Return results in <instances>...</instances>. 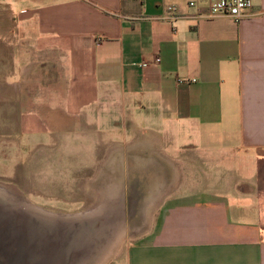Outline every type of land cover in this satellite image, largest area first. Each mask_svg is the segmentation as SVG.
Returning <instances> with one entry per match:
<instances>
[{
	"label": "crops",
	"instance_id": "1",
	"mask_svg": "<svg viewBox=\"0 0 264 264\" xmlns=\"http://www.w3.org/2000/svg\"><path fill=\"white\" fill-rule=\"evenodd\" d=\"M196 1L0 0V104L41 78L89 99L83 172L157 211L113 264H264V0L241 23Z\"/></svg>",
	"mask_w": 264,
	"mask_h": 264
},
{
	"label": "rangeland",
	"instance_id": "2",
	"mask_svg": "<svg viewBox=\"0 0 264 264\" xmlns=\"http://www.w3.org/2000/svg\"><path fill=\"white\" fill-rule=\"evenodd\" d=\"M12 1L3 0L2 4L5 7ZM16 9L20 12L18 6ZM5 11L6 8L4 19L10 14ZM4 21L8 23L7 18ZM3 28H7L5 23ZM29 48L33 50L31 45ZM6 62L4 56L3 78L7 77ZM60 87V82H43L41 78L13 95V104L23 96L27 99L25 105L0 104V264H87L90 259L95 263L110 253L112 257L106 264H113L128 245L144 239L155 223L154 207H145L144 203L141 206V201L135 204L138 191H123L115 183L108 196L94 179L95 173L83 172L86 164H92V160L96 164L97 155L104 154L97 152L98 134L94 135L87 126L86 118L96 108L90 107L89 99L86 110L81 112L78 105H65L67 94ZM27 89L35 96L33 104ZM103 192L106 199L100 204L99 194ZM141 193L144 198L145 192ZM147 193L153 195L154 191ZM113 200L115 204L109 207L119 213V218L114 213L111 218L109 213L100 214L97 229L101 230L97 232L92 230L95 222L70 218L96 211ZM24 203L52 215H29L24 212ZM123 203L127 214L121 210ZM121 211L125 223L121 221ZM112 225L115 228L109 231Z\"/></svg>",
	"mask_w": 264,
	"mask_h": 264
},
{
	"label": "built area",
	"instance_id": "3",
	"mask_svg": "<svg viewBox=\"0 0 264 264\" xmlns=\"http://www.w3.org/2000/svg\"><path fill=\"white\" fill-rule=\"evenodd\" d=\"M189 6L197 7V1L189 0ZM252 9L253 0H214L209 9V16L212 18L227 17L236 23H241L252 16ZM168 10L174 12L176 8L170 6ZM156 62H160V59H156Z\"/></svg>",
	"mask_w": 264,
	"mask_h": 264
},
{
	"label": "bare ground",
	"instance_id": "4",
	"mask_svg": "<svg viewBox=\"0 0 264 264\" xmlns=\"http://www.w3.org/2000/svg\"><path fill=\"white\" fill-rule=\"evenodd\" d=\"M148 173V172H147ZM148 176V175H147ZM122 189V188H121ZM98 193V192H97ZM120 195H121V192H120ZM25 204V203H24ZM115 204V201L113 200L112 202H109V203H106L104 206H102L101 208H99L98 210H96V211H93V212H90V213H85V214H83V215H75V216H70V218H77V219H81V220H85V219H89L90 221H93V222H95L94 223V225H93V229L92 230H96L95 232H97V231H99V230H101L100 228L99 229H97L98 228V226H99V224H97V221H99L98 219H99V217H100V214L102 215V214H104V213H109V218H111L110 216L112 215V213H114V216L117 214V216H118V218H119V213H117V212H115V211H113L112 212V210L113 209H111L109 206H112V205H114ZM123 206V209H121V210H123L126 214H127V212L125 211V207H124V205H125V203H123L122 204ZM23 209H24V212H27V214H29V215H31V214H33V213H36V212H38V214L39 215H52V213H50L49 214V212H42V211H40V210H42V209H38V208H34V207H32L31 205H29L28 203L27 204H25L24 205V207H23ZM22 209V210H23ZM123 212L121 211V214H122ZM125 214L123 213L122 214V219H121V221L122 222H124L125 223ZM108 222H110L109 220H107V223ZM110 223H108V225H109ZM121 224V223H120ZM120 224L117 226L118 227V229H120ZM116 227V228H117ZM112 228L114 229L115 227H113V225H112V227H110V228H108V230L110 231V230H112ZM126 233V231H124V234ZM124 234H122V235H124ZM121 235V236H122ZM100 239L101 240H103V236L102 237H100ZM119 249V248H118ZM94 254V253H93ZM112 254L113 253H110V254H108V255H106V257L104 258V259H102V260H100V261H96L95 263L94 262H92V260L90 259V260H88L86 263L87 264H106L107 262H108V260L112 257Z\"/></svg>",
	"mask_w": 264,
	"mask_h": 264
}]
</instances>
